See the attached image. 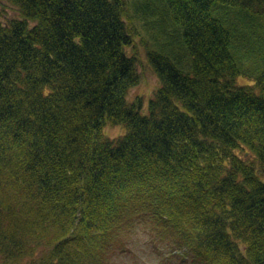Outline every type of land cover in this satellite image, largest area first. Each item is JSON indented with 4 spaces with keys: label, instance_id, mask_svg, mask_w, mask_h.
<instances>
[{
    "label": "trees",
    "instance_id": "1",
    "mask_svg": "<svg viewBox=\"0 0 264 264\" xmlns=\"http://www.w3.org/2000/svg\"><path fill=\"white\" fill-rule=\"evenodd\" d=\"M7 2L0 264H109L135 217L179 264H264V68L236 84L264 0Z\"/></svg>",
    "mask_w": 264,
    "mask_h": 264
},
{
    "label": "rangeland",
    "instance_id": "2",
    "mask_svg": "<svg viewBox=\"0 0 264 264\" xmlns=\"http://www.w3.org/2000/svg\"><path fill=\"white\" fill-rule=\"evenodd\" d=\"M0 17L2 19L18 18V12L7 0H0ZM145 34V33H144ZM138 41V40H137ZM142 46L138 43L137 50L141 51L138 72L140 74L139 83L133 87L128 95V100L135 98L142 99V113H146L147 104L153 92L158 87V79L150 68ZM264 51L258 49L245 50L238 58L240 73L236 76V84L242 86H253L256 76L264 68ZM107 137L114 138L125 133L123 125L106 126L103 130ZM135 217L129 221L125 227V246L111 253L109 264H179L175 255L171 252L173 245L158 236L155 228L148 220ZM25 263L26 260H23Z\"/></svg>",
    "mask_w": 264,
    "mask_h": 264
}]
</instances>
